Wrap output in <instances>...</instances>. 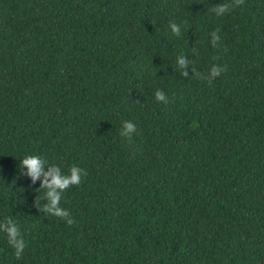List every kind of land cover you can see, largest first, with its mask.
<instances>
[{"label": "trees", "instance_id": "obj_1", "mask_svg": "<svg viewBox=\"0 0 264 264\" xmlns=\"http://www.w3.org/2000/svg\"><path fill=\"white\" fill-rule=\"evenodd\" d=\"M224 2L0 0V221L26 242L16 259L0 233V264H264V0ZM180 55L226 71L185 78ZM27 155L87 172L72 226L40 211Z\"/></svg>", "mask_w": 264, "mask_h": 264}, {"label": "clouds", "instance_id": "obj_2", "mask_svg": "<svg viewBox=\"0 0 264 264\" xmlns=\"http://www.w3.org/2000/svg\"><path fill=\"white\" fill-rule=\"evenodd\" d=\"M245 0H226L224 3H219L211 8V11L215 13L217 17L224 16L235 9L241 7ZM187 25V22H184ZM171 32L178 38L183 36L182 27L175 22L169 25ZM219 29H216L211 33L212 47H217L220 42V36L218 35ZM193 55H197L198 51L192 49ZM177 66L181 70V75L185 78L189 76V66L193 76L196 78L207 80L209 85L214 79L219 77L226 71L225 67L219 65H213L207 74L201 73L197 70L194 62L189 60L184 55L177 57ZM156 101L159 103L167 104L168 98L164 91L157 89L154 93ZM137 103H139L137 101ZM137 132V125L132 121L122 122V128L120 130V136L127 141L131 142L133 136ZM19 167L23 169L21 174L27 178H30L32 185L40 181V186L36 191L43 190L44 199L46 203L40 210L44 214L52 215L64 220L68 226H72L75 221L71 217L70 212L60 206L63 193L72 186H79L82 176H87V172L77 166H72L69 170V174L65 175L61 172L60 168L56 165H48L47 161L39 155H27L20 162ZM0 233L5 234L7 243L14 249L16 259H21L26 248V242L22 236L18 223L11 217H5L0 221Z\"/></svg>", "mask_w": 264, "mask_h": 264}]
</instances>
